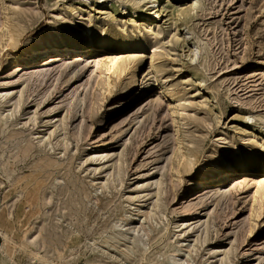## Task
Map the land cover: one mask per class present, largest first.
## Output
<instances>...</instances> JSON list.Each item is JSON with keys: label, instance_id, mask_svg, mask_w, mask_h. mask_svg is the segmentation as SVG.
I'll use <instances>...</instances> for the list:
<instances>
[{"label": "rangeland", "instance_id": "1", "mask_svg": "<svg viewBox=\"0 0 264 264\" xmlns=\"http://www.w3.org/2000/svg\"><path fill=\"white\" fill-rule=\"evenodd\" d=\"M160 2L0 0L1 264H264V0Z\"/></svg>", "mask_w": 264, "mask_h": 264}, {"label": "bare ground", "instance_id": "2", "mask_svg": "<svg viewBox=\"0 0 264 264\" xmlns=\"http://www.w3.org/2000/svg\"><path fill=\"white\" fill-rule=\"evenodd\" d=\"M160 1L161 0H135V2L138 5L142 3L141 5H144L146 7L145 10H147V12L150 14L149 17L145 18V22H146L145 26L150 27L152 25L154 19L159 18L161 13L164 11V9H163L164 7H163V5H161ZM136 13L137 12L134 11L133 16H135ZM83 44H84V42H82V41H79L77 43H67L66 40H64V39H61V38L55 39L54 37H52L50 39H47V43L44 45H40L37 41L27 43L21 49V51L19 53H13L12 55H10V59L13 62L21 65V63L22 64L26 63V62L30 61L31 59H34L37 57H45V58L50 57L51 56L50 54H54V53H57L60 51H64L66 54L74 53V52L77 53L78 51H80L82 49ZM100 44H101V46L105 47L106 41L101 42ZM134 47H136V46H134ZM146 53H147L150 61L156 60L155 48H153V47L150 48L149 50H147ZM82 57H83V62H85V64H95V63H98L99 59H101L99 54L94 55L93 52L92 53H86L85 55H82ZM136 85H137L136 80L134 78L131 79L129 82V89H131V90L134 89V87ZM6 95H8L7 91L4 92V94H2V98H4L3 96H6ZM139 96H140V92L136 93V98H138ZM174 110H175L176 114H179L180 116H182V112H183L182 110L176 109L175 107H174ZM181 119H183V118H181ZM226 169H227V167L225 165H222V164L212 166L208 170H206L202 176H205V177L210 176V178H214L215 176L223 177ZM263 170H264V162H260L258 164L257 176L243 175L240 177L239 181L244 183V181L250 180L254 184H259L260 181L263 179V177L261 175L262 174L261 171H263Z\"/></svg>", "mask_w": 264, "mask_h": 264}, {"label": "crops", "instance_id": "3", "mask_svg": "<svg viewBox=\"0 0 264 264\" xmlns=\"http://www.w3.org/2000/svg\"><path fill=\"white\" fill-rule=\"evenodd\" d=\"M0 264H1V262H0Z\"/></svg>", "mask_w": 264, "mask_h": 264}]
</instances>
